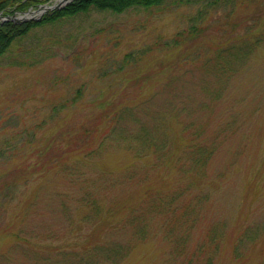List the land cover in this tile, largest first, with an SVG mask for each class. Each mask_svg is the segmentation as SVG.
<instances>
[{"label": "rangeland", "instance_id": "374dc122", "mask_svg": "<svg viewBox=\"0 0 264 264\" xmlns=\"http://www.w3.org/2000/svg\"><path fill=\"white\" fill-rule=\"evenodd\" d=\"M58 1L42 6L53 7ZM59 9L23 18L19 16L26 11L7 15L21 22L6 21L38 24L0 57V148L8 141V149H13L0 159V182L29 178L27 184L19 183L11 203L0 206V264H74L92 246L119 244L133 247L120 262L107 264H184L175 256L176 239L163 238L162 215H145L143 242H136L132 227L124 224V219L132 218L128 209L136 203L134 195L139 196L141 186L166 191L169 201L178 198L188 176L178 174L181 164L172 160L167 168L150 170L153 160L133 162L128 150L108 144L96 158L74 166L73 175L68 176L65 168H71L70 159H78L79 148L86 152L91 144L100 145V136L107 132L103 115L108 111L146 98L144 118L149 122L152 113L174 96L177 100L179 92L188 107L178 118L172 116L174 112L167 115L172 116L167 128L171 149L178 145L180 150L190 139L181 144L187 135L183 119L194 123L195 142L212 147L201 179L170 206L177 209L192 200L196 221L185 245L194 248L217 226L222 239L214 264H260L264 0H164L120 13L91 8L39 25L45 15ZM192 27L197 31L190 37ZM246 30L249 41L259 43L240 58L243 49L239 48L244 45L233 43ZM231 49L235 53L219 58L226 64H216L215 57ZM78 90L80 98L73 103ZM38 148L47 150L48 156L45 151L38 155ZM55 157L69 161L50 164ZM182 162L187 169L193 166L188 157ZM132 169L133 176L124 178ZM94 184L102 188L92 189ZM86 194L105 210L117 203L123 227L107 226V222L114 225L111 219L106 224L89 222L94 212L82 205ZM164 212L169 220L170 210ZM244 231L257 238L242 244L237 260L232 239Z\"/></svg>", "mask_w": 264, "mask_h": 264}, {"label": "trees", "instance_id": "16d2710c", "mask_svg": "<svg viewBox=\"0 0 264 264\" xmlns=\"http://www.w3.org/2000/svg\"><path fill=\"white\" fill-rule=\"evenodd\" d=\"M49 1L50 0H0V14L7 16L8 14L20 12L23 13L30 8H36ZM163 1L164 0H73L64 8L49 12L41 19L39 25L47 22H54L55 20H59L64 17H72L80 12H87L91 8L120 13L130 7L135 6H157ZM37 24V22H22L17 24L12 21L0 20V57L7 51V49L10 47V44L16 38L26 35L28 31ZM249 29L251 28H248V30ZM248 30L245 31L242 38H239L233 43V45H244L243 48H239L240 50L243 49L241 53L238 54L239 57L246 49H255L256 45L259 43V40L249 41ZM196 31L197 29L195 27L190 28L188 36H194ZM231 52L235 53L231 49L230 52L218 54L215 57V59L217 58L216 64L224 66L226 62L219 58L222 54H226L227 56ZM165 86H168V84ZM215 95H217V92ZM79 98L80 90L76 92L73 98V103H75V100ZM187 103L188 102L183 92H179L177 94V100L176 96L169 99L165 107L152 113L151 117L149 118V122L144 118L145 110L148 109V99L140 98L136 102L133 101L129 104H119L117 107L113 108L114 110H110L103 115L104 118H106L108 124L106 122L104 123L107 132H105L106 134L104 133L105 135L103 134L100 136V145L98 147H92L91 144L89 150L86 152L79 148L80 150L76 155L78 156V159L75 161L73 158L70 159L71 168L69 165L65 168L68 170V176L73 175L71 170L74 168V166L77 164H86L85 159L87 158H96L101 152L106 150L110 144L128 150L131 161L133 162L142 160L144 158L153 160L151 162L150 170L152 167L154 169L167 168L172 160L178 162L181 164L180 166L183 167L181 169L180 166L178 167L180 169L177 170L178 174H181L184 178L188 175L186 183L184 184L186 185V188H181V190L177 193L178 198L171 200L172 197H170L171 201H169L166 197V191L161 189L151 191L150 189L145 188V186H141L145 183L142 182L140 185L141 187L139 196L136 197L134 195V197L137 198L136 203H133L128 209V215H130L129 217L132 218L130 220L124 219V224L132 227L131 230L134 233V239L136 242H143L145 240V228L147 227V225L144 223V220L146 219L145 215L147 214L151 217H154L155 215L160 214V216L162 215V218H164V221L161 223L162 228L164 229L163 238H170L171 240L174 238L176 239V242L174 243V246H176V257L179 256V258L184 261V264H200L199 262H201V264H214L213 262L216 253L220 248V242L222 239L221 232L218 231L217 226H214L207 231L206 239L204 241L196 245L194 248L189 249L185 245L188 244L187 233L191 230L196 221V215L194 214V211L191 207L192 200L189 198L184 204L180 206L178 205L177 209H170L173 201L183 197L181 195L193 187V184L197 178L201 179L204 168L206 167V164L212 155V147L208 149L194 141L193 137L196 136L193 132L194 123L189 120L187 121L183 119L180 121L183 125L184 133L187 135H184L185 138L182 142L180 137L178 143L181 142V144H183L187 137L190 139L180 148V150L178 145L176 149H171L169 145L170 135L167 134V128H169L171 124V117H180V114L185 109H187ZM170 114H172L171 117L167 116ZM130 124L131 126H129ZM87 131L88 129L84 130L85 133ZM175 142L177 141L175 140ZM8 148V141H6L0 148V159L3 157L5 151L8 152L13 150ZM173 150L175 151L173 152ZM43 152L48 156L47 150H44V148H38L36 153L39 155ZM9 157H11V154ZM186 157H188L189 162L193 164L192 168L187 169L185 164L182 162V160H185ZM51 158L53 157L51 156ZM63 159L65 160V158ZM63 161H58V157H55L54 159L50 160L49 163L52 164L55 162L56 165H61ZM36 165L37 164H35V166ZM43 167L44 166H41L40 169L42 170ZM65 168L61 170L64 171ZM130 171L131 172L126 174L124 178L130 179L133 176L135 173L134 169ZM28 180L29 178L27 177H21L17 179L12 178L11 180L1 181L0 206L4 205L5 203H11L15 199V194L18 191L19 183L24 182V184H27ZM95 188L100 190L102 185L94 184L92 189ZM92 197L93 196L90 194H86L82 200V205L90 208V212H94L93 216L89 218V222H101L106 224V222L111 219L110 223L114 221V225H108L107 222V226L113 228L114 230L116 228L123 227L122 219L118 217L121 212L117 207V203H113L110 209L108 208L105 210L102 207L103 204L98 203L96 200L92 199ZM119 203H121V201ZM164 209H166V211L170 210L171 214L169 216V220L165 216ZM136 221L138 224L135 223ZM250 235L251 234L247 232L246 236L244 238H240L233 247L236 249L235 252L232 251L234 258L240 259L241 246L246 241H250ZM132 247L128 248L127 245L126 248H123L121 244H119V246L117 245L106 248H103L101 245L92 246L88 255L85 257L78 256L76 261H74V264H107L109 262L117 263L128 256L129 250H131ZM187 249L191 252V255L184 256V252L187 251ZM260 264H264V253Z\"/></svg>", "mask_w": 264, "mask_h": 264}, {"label": "water", "instance_id": "95a60500", "mask_svg": "<svg viewBox=\"0 0 264 264\" xmlns=\"http://www.w3.org/2000/svg\"><path fill=\"white\" fill-rule=\"evenodd\" d=\"M72 0H63V5H62V3L60 4V3H58L56 6H53V7H46V6H42L43 7V9H40V8H42V7H40V8H38V9H36V10H34V11H30V10H28V11H26L25 13H24V16H26V15H30V14H32V13H42V12H44V11H47L48 9H57V8H62V6H64L65 4H67V3H69V2H71ZM0 18H2L1 16H0ZM4 19H8V20H12V21H14V22H21V21H19L18 20V18L17 17H15L14 15H12V16H8L7 18H4ZM31 20H35V18H32ZM23 21H25V20H23Z\"/></svg>", "mask_w": 264, "mask_h": 264}, {"label": "bare ground", "instance_id": "6f19581e", "mask_svg": "<svg viewBox=\"0 0 264 264\" xmlns=\"http://www.w3.org/2000/svg\"><path fill=\"white\" fill-rule=\"evenodd\" d=\"M63 2V0H59L58 1V3H62ZM42 6V5H41ZM20 18H23V17H27V15L26 16H19ZM246 231H244V232H241L239 235H237V236H234L233 237V247L236 245V243L238 242V240L240 239V238H244L245 236H246ZM248 233H250L251 235H250V241L252 242V241H254L257 237L254 235V233L253 232H251V231H248ZM232 251L233 252H235L236 251V249L235 248H233L232 249ZM188 255H191V252L190 251H188V249H187V251H185L184 252V256H188ZM233 257H234V255H233ZM234 259H236V258H234ZM238 260V259H237Z\"/></svg>", "mask_w": 264, "mask_h": 264}]
</instances>
